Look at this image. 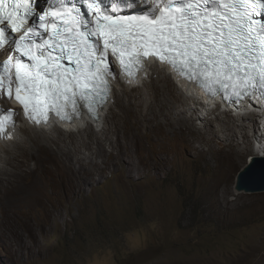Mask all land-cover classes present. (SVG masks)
<instances>
[{
    "label": "rangeland",
    "instance_id": "374dc122",
    "mask_svg": "<svg viewBox=\"0 0 264 264\" xmlns=\"http://www.w3.org/2000/svg\"><path fill=\"white\" fill-rule=\"evenodd\" d=\"M170 81L171 93L178 98L177 82ZM120 86H114L111 109L105 111L109 123H103L120 130L110 135L120 137L118 149L100 132L52 140L58 160L91 173L76 172V189L64 188L59 225H33L39 242L28 225H0V264H264V192L235 189L239 172L259 145L257 138L264 144L260 117L255 123L235 121L233 113L221 116L224 110L219 109L203 124L197 115L190 116L184 126L186 143L168 128L163 145L147 142L141 148L137 130L139 147L132 149L127 131L133 129V113L131 118L119 112L127 101L138 108L139 98L131 88L133 95L127 100L129 93ZM160 87H155L153 102L158 107L170 102ZM226 122L242 124L245 133L221 129ZM206 125L211 132H206ZM78 141L89 142L86 153L101 151L96 165L91 159L78 160L86 155L77 148ZM75 152L76 158H71ZM119 153L120 159L134 153L140 176L129 175ZM17 231L24 240L15 236ZM21 241L26 243L20 245Z\"/></svg>",
    "mask_w": 264,
    "mask_h": 264
},
{
    "label": "snow or ice",
    "instance_id": "6c2138e0",
    "mask_svg": "<svg viewBox=\"0 0 264 264\" xmlns=\"http://www.w3.org/2000/svg\"><path fill=\"white\" fill-rule=\"evenodd\" d=\"M0 25V96L33 125L98 118L114 64L129 82L158 62L212 98L264 101V0H0ZM16 115L0 108V137Z\"/></svg>",
    "mask_w": 264,
    "mask_h": 264
},
{
    "label": "bare ground",
    "instance_id": "6f19581e",
    "mask_svg": "<svg viewBox=\"0 0 264 264\" xmlns=\"http://www.w3.org/2000/svg\"><path fill=\"white\" fill-rule=\"evenodd\" d=\"M170 74L169 69L165 65L151 63L148 73L146 75L143 73L136 81L129 82V80L120 79V83V81L115 79L114 86L119 88L118 86L122 85L123 92L125 94L129 93L126 94L127 100L133 95L130 89H137L136 96L139 98V107L136 108L134 106L135 108H132L133 105L127 101L119 112L122 113V110L126 111L129 116L133 113V118L130 117L133 119L134 130L127 131L132 149L139 147L137 144V130L142 134L139 138L141 148H145L147 142L163 145L165 139L168 138V128L171 132L177 133L176 136L180 138L182 143H186L187 133L184 131V126H187V118L190 116L194 118V115H197L195 116L198 117L196 119H200L201 123L204 124L215 113V110L222 108L221 106L215 108L212 103H208L203 98L204 96L195 87L180 81H174L175 83L177 82V87L180 91V95L177 98L171 93L167 84L171 82V79L174 80V78H170L172 77ZM155 75L159 76L155 78ZM146 77H149V80H145ZM151 77L154 78L151 79ZM159 81L164 83L161 84ZM157 84H160L161 87ZM155 87L162 88L164 99L169 97L168 101L172 103L165 102L162 107H158L153 103L156 100L157 93ZM114 90L110 104L108 103V107L102 111L103 115L100 119L93 123H90L85 117L65 126L55 124L54 127L51 125L48 128H38L34 125H29L22 119L19 120L17 124L18 132L15 138L11 141L0 143V225L14 228L17 225H28L32 230L34 241L37 242L40 241L39 232L35 230L33 225H59V220L63 216V205L61 204L63 202L61 199L64 188L67 187L70 192H73L76 189V172L86 175L90 174L91 171L84 167L76 171L72 164L68 165L65 161L58 160L57 151L51 148L52 140L54 141L59 136L67 141L69 135L86 136V134L89 135L91 132L94 134L100 132L102 139L105 137L109 138L111 146L114 149H118L121 143L120 137L113 139L110 135L113 132L117 134L119 129H116L113 123L108 126L103 125L108 119V114L105 111L110 108L114 99ZM245 104L240 108L242 111L245 109ZM252 105L258 110L244 116L232 115L233 119L235 121L242 118H245V120L252 119L253 123H255V117L257 116L262 120L264 118V101H253ZM230 113L232 114V112ZM230 113L222 111L220 115H231ZM175 116H179V118L175 119ZM201 116H203V119ZM161 117H163L162 120ZM107 123L109 122L107 121ZM222 128L224 130H235L239 134L241 132L245 133V126L242 124L233 126L226 122L221 125ZM205 130L206 132L207 130L211 132L212 128L206 125ZM263 133L259 137H263ZM232 137L234 138L235 136ZM256 141L261 142L259 138ZM79 147L84 149L83 151L86 155L82 158L78 157V160L91 159L93 164L96 165L97 162L94 159L101 154V151L86 153V150L90 148L89 142L86 141H78L77 148ZM74 148L76 150V144ZM262 153L264 154V146L259 143L254 149V155L261 156ZM46 154L49 155L47 156ZM133 156L134 153L120 159V153L118 154V158L129 171V175L131 176V173L134 172L140 176V164L134 161ZM71 158H76V152ZM23 162H28L31 168L28 167L26 169ZM28 173L32 174L29 178H27L29 176ZM48 190L52 191L50 196L48 195ZM15 233H17L15 236L18 239L24 240L20 232L17 231ZM24 243L26 242L21 241L20 245Z\"/></svg>",
    "mask_w": 264,
    "mask_h": 264
},
{
    "label": "water",
    "instance_id": "95a60500",
    "mask_svg": "<svg viewBox=\"0 0 264 264\" xmlns=\"http://www.w3.org/2000/svg\"><path fill=\"white\" fill-rule=\"evenodd\" d=\"M235 189L238 193L264 192V154L252 155L249 158L248 163L237 176Z\"/></svg>",
    "mask_w": 264,
    "mask_h": 264
},
{
    "label": "clouds",
    "instance_id": "9594fccd",
    "mask_svg": "<svg viewBox=\"0 0 264 264\" xmlns=\"http://www.w3.org/2000/svg\"><path fill=\"white\" fill-rule=\"evenodd\" d=\"M263 154V153H262Z\"/></svg>",
    "mask_w": 264,
    "mask_h": 264
}]
</instances>
